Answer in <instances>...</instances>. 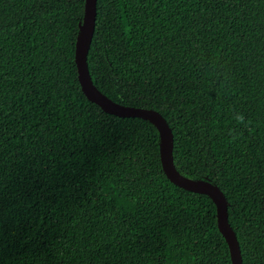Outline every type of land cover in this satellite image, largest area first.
I'll list each match as a JSON object with an SVG mask.
<instances>
[{
	"label": "trees",
	"instance_id": "1",
	"mask_svg": "<svg viewBox=\"0 0 264 264\" xmlns=\"http://www.w3.org/2000/svg\"><path fill=\"white\" fill-rule=\"evenodd\" d=\"M85 1L0 0V264H232L157 128L83 92ZM88 64L163 114L178 170L222 189L243 264H264V0H98Z\"/></svg>",
	"mask_w": 264,
	"mask_h": 264
},
{
	"label": "water",
	"instance_id": "2",
	"mask_svg": "<svg viewBox=\"0 0 264 264\" xmlns=\"http://www.w3.org/2000/svg\"><path fill=\"white\" fill-rule=\"evenodd\" d=\"M98 0H86L84 16L79 25L75 62L83 92L93 103L107 113L119 117H139L150 121L159 132L160 156L163 170L171 182L188 191L208 195L217 208V225L225 237L232 264H243V255L236 231L229 221V201L222 189L207 177L192 178L181 173L174 160V133L163 114L153 108L125 105L115 101L94 83L90 74L88 54L93 41L97 21Z\"/></svg>",
	"mask_w": 264,
	"mask_h": 264
},
{
	"label": "clouds",
	"instance_id": "3",
	"mask_svg": "<svg viewBox=\"0 0 264 264\" xmlns=\"http://www.w3.org/2000/svg\"><path fill=\"white\" fill-rule=\"evenodd\" d=\"M237 119H238V122H240V123H243V121H244V117L242 115H239L237 117Z\"/></svg>",
	"mask_w": 264,
	"mask_h": 264
}]
</instances>
